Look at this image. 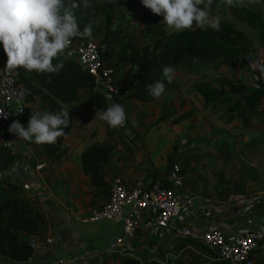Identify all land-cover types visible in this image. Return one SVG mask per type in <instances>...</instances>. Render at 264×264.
Masks as SVG:
<instances>
[{
  "label": "crops",
  "instance_id": "crops-1",
  "mask_svg": "<svg viewBox=\"0 0 264 264\" xmlns=\"http://www.w3.org/2000/svg\"><path fill=\"white\" fill-rule=\"evenodd\" d=\"M77 21L82 27L94 22L80 17ZM111 53L110 50L106 62L118 81L117 55ZM110 56H115L114 64H110ZM90 93L89 89H81L74 100L61 103L62 108L71 113L72 120L63 141L65 152L57 161H51L44 144L18 139L8 130L0 133V141L11 145L16 153L13 165L0 172L1 196L28 199L45 217L43 226L35 235L31 257L15 262L0 254V264H50L58 257L72 258L75 264H119L125 256L135 257L143 263L156 260L175 264L181 254L200 255L190 239L178 236L169 227L157 226L145 214L139 218L136 230L127 235L115 251L104 250L110 241L122 236L123 231L122 224L109 220H82L98 209L107 197V194L98 192L90 175L82 169L81 152L92 145L111 146V155L100 166L107 182L118 175L129 187L157 182L162 187L174 188L178 194L193 192L194 206L183 208L177 224L190 227L194 235L209 226L222 229L228 237L264 231V170L259 176L262 179L250 177L244 180L245 192L240 183L218 182L212 176L208 179L197 177L199 162L196 158L201 150L194 151L189 158L180 154L182 150L172 146V139H166L177 130L159 127L113 129L95 117L96 111L102 110L90 103ZM113 100L107 103V107L118 103L117 100L127 102L133 99L121 96ZM33 112H47L46 104L39 98L31 100L27 103L26 114L13 120L27 127ZM174 165H182V168L175 171ZM205 199L209 204H204ZM20 236L24 238L25 234L20 231ZM184 258L183 264L192 262L189 257ZM255 264H264V252L257 253Z\"/></svg>",
  "mask_w": 264,
  "mask_h": 264
},
{
  "label": "trees",
  "instance_id": "trees-1",
  "mask_svg": "<svg viewBox=\"0 0 264 264\" xmlns=\"http://www.w3.org/2000/svg\"><path fill=\"white\" fill-rule=\"evenodd\" d=\"M264 2V0H261ZM67 3V0H66ZM143 9L144 25L140 33L151 35L150 40L142 45H137L134 39L128 37L122 49L117 54L115 66L118 82L124 87H129V92L124 95L141 103L154 100L146 90V85L157 80H164L165 86H172L162 76L163 67L172 66L175 70L184 69L189 73L199 71L198 64L220 59L225 65H232L238 59L241 52H247L249 44L245 33L234 27L231 23L221 21V30L214 31L211 28H193L190 31L169 34L163 24V17L152 13L145 7L142 0H92V8L82 7L74 9L76 17L84 21L93 22L102 17L105 29L122 13L123 10L133 11L136 8ZM226 7L232 16L248 26L257 29L259 43L263 50L261 58V70H264V17L261 18L250 9L228 8L221 4L220 0H213L212 9ZM105 36L100 39L106 44L103 58L107 59L109 53L110 31L105 30ZM64 67L59 74L26 72L19 69L15 76L16 83L20 85L25 94L26 102L39 98L46 104L47 112L57 113L62 108L61 103H69L74 100L79 90H91L89 101L98 110L107 108V101L100 91H93V77L82 70L77 62L69 57H61ZM7 56L0 44V66L5 68ZM59 61H54L58 63ZM6 70V68H5ZM205 105L218 104L224 107L229 114L244 118L248 109L259 108V113L264 122V87L257 86L248 89L244 84L234 83L228 78L219 81V88L208 90L203 85L194 86ZM170 111L158 116L155 123L164 121L174 114ZM72 115L69 113V124ZM69 124L64 129V135L53 144H44L45 150L51 161H57L65 152L63 141L69 132ZM264 142V136L262 138ZM111 155V146L92 145L81 152L80 160L82 169L90 175L92 183L99 193L108 194L109 182L103 179L100 166ZM16 160V153L9 144L0 141V172L8 169ZM0 187V254L12 261L22 262L29 259L33 253L30 242L26 237L36 234L45 222L44 215L28 199L22 197L8 198L1 196ZM20 231L25 237L20 236ZM192 245L196 246L200 255L195 256L196 264H229L228 260L217 255L216 252L204 243L190 238ZM119 264H164L156 260L147 263L131 256L120 259Z\"/></svg>",
  "mask_w": 264,
  "mask_h": 264
},
{
  "label": "rangeland",
  "instance_id": "rangeland-1",
  "mask_svg": "<svg viewBox=\"0 0 264 264\" xmlns=\"http://www.w3.org/2000/svg\"><path fill=\"white\" fill-rule=\"evenodd\" d=\"M244 8L252 10L261 18L264 17V2L261 0L253 4L245 0ZM212 14L220 16L221 21L229 22L242 30L248 39L247 48L250 49L247 52H241L234 64L227 66L219 58L211 62H200L197 73H189L184 69L175 70L172 86H165V92L159 99L154 98L149 103H140L135 100L117 101L124 107L127 114L123 128L132 130V128L145 127L149 130L159 127L177 130V133L172 137L167 136L166 139H172V146L175 145L179 148L178 150H182L180 154L189 158L194 151L201 150L196 158L199 162L197 177L208 179L212 176L218 182L240 183L245 192L247 189L244 180L250 177L258 180L261 178L259 177L261 171L264 170V142L262 141L264 122L259 108L248 109L242 119L235 114L231 116L218 104L205 105L195 93L194 86L200 84L208 90H214L219 88L221 79L228 78L234 83L244 84L248 89L264 87V75L261 74L260 68L263 50L259 43L257 29L239 21L226 7L212 9ZM87 24L89 23H85ZM91 24L93 28L91 39L96 42H100V39L106 35L105 30L110 31L108 49L109 53L110 50L113 52L112 55H117L128 37L134 39L139 46L147 43L151 38L150 34L140 33L144 20L143 9L139 7L133 11L123 10L111 22L108 29H105L102 17H98ZM79 26L84 27L80 24ZM244 56H248V60L243 58ZM110 58V64H114L115 56ZM170 111L175 113L161 123H155L158 116ZM150 116H154L155 119H151ZM181 166H178L179 169ZM184 257L192 260L190 264L197 263L195 256L181 254L175 264H183L186 260Z\"/></svg>",
  "mask_w": 264,
  "mask_h": 264
},
{
  "label": "clouds",
  "instance_id": "clouds-1",
  "mask_svg": "<svg viewBox=\"0 0 264 264\" xmlns=\"http://www.w3.org/2000/svg\"><path fill=\"white\" fill-rule=\"evenodd\" d=\"M109 3L114 0H108ZM258 0H247L257 3ZM152 13L163 17V24L169 34L193 30V28L214 31L221 30V18L212 14L213 0H142ZM228 8H243L245 0H220ZM92 8V0H0V44L7 56V72L59 74L64 67L61 57L71 55L69 49L75 37L91 39L92 24L84 26L81 32L76 8ZM54 61H59L54 63ZM175 69L166 65L162 76L171 83ZM150 96L159 99L165 92L164 80L146 85ZM19 109L18 113H22ZM95 117L113 129L123 128L127 120L124 107L112 103ZM69 124V113L61 109L57 113L33 112L27 127L13 120L8 131L18 139L38 145L55 144ZM11 146V145H9Z\"/></svg>",
  "mask_w": 264,
  "mask_h": 264
},
{
  "label": "built area",
  "instance_id": "built-area-1",
  "mask_svg": "<svg viewBox=\"0 0 264 264\" xmlns=\"http://www.w3.org/2000/svg\"><path fill=\"white\" fill-rule=\"evenodd\" d=\"M81 32L83 31L80 28ZM106 44L96 42L86 37H75L67 56L77 62L82 70L87 71L94 82L93 91H100L108 104L114 97L124 96L129 92L128 86H122L107 66L103 53ZM243 58L248 60V56ZM264 75V70H261ZM27 102L23 88L16 83L15 76L0 66V133L8 130L11 121L20 119L26 114ZM23 109L22 113H18ZM26 128V126H25ZM178 171L176 165L173 166ZM194 194L185 191L178 194L172 187H162L157 182L148 186L129 187L121 176H114L109 182V190L102 205L90 215L82 218L84 222L109 220L122 224L123 235L110 241L104 248L113 252L125 237L134 232L139 218L145 214L149 220L159 227H169L178 236L195 238L212 248L217 255L228 260L229 264H254L257 253L264 250V231L258 230L227 236L226 233L214 226H209L199 234L194 235L190 227L179 226V218L183 208L194 206ZM204 204H209L205 199ZM35 235L30 234L26 239L32 249L35 246ZM50 264H75L72 258L58 257Z\"/></svg>",
  "mask_w": 264,
  "mask_h": 264
}]
</instances>
